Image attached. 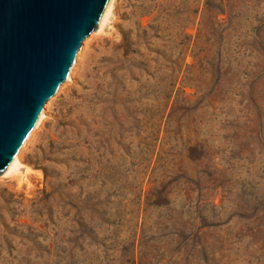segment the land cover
Wrapping results in <instances>:
<instances>
[{
    "label": "rangeland",
    "instance_id": "rangeland-1",
    "mask_svg": "<svg viewBox=\"0 0 264 264\" xmlns=\"http://www.w3.org/2000/svg\"><path fill=\"white\" fill-rule=\"evenodd\" d=\"M44 113L0 264H264V0H116Z\"/></svg>",
    "mask_w": 264,
    "mask_h": 264
},
{
    "label": "water",
    "instance_id": "water-1",
    "mask_svg": "<svg viewBox=\"0 0 264 264\" xmlns=\"http://www.w3.org/2000/svg\"><path fill=\"white\" fill-rule=\"evenodd\" d=\"M110 0H0V176L67 81Z\"/></svg>",
    "mask_w": 264,
    "mask_h": 264
},
{
    "label": "bare ground",
    "instance_id": "bare-ground-1",
    "mask_svg": "<svg viewBox=\"0 0 264 264\" xmlns=\"http://www.w3.org/2000/svg\"><path fill=\"white\" fill-rule=\"evenodd\" d=\"M115 3H116V0H110V3L106 9V12L104 13V16L100 22L99 27H98L99 32L104 30V27L106 26L110 16L113 13ZM45 117H46V115L43 111L42 115L40 116V119L38 120L36 127L40 126V124L42 123L43 119H45ZM22 156H23L22 151L18 152V154L15 156L13 162L8 166L6 171L3 173V177L12 175V176H16L20 180L25 181L27 179V171L23 170V168H25L26 166L22 162Z\"/></svg>",
    "mask_w": 264,
    "mask_h": 264
},
{
    "label": "trees",
    "instance_id": "trees-1",
    "mask_svg": "<svg viewBox=\"0 0 264 264\" xmlns=\"http://www.w3.org/2000/svg\"><path fill=\"white\" fill-rule=\"evenodd\" d=\"M224 11H222L221 9H219V11L216 13L215 17L218 18L220 14H222ZM126 49L127 51H130L131 50V46H130V43H126ZM168 107V106H167ZM172 115V114H171ZM171 115L169 117H171ZM47 175V173H46Z\"/></svg>",
    "mask_w": 264,
    "mask_h": 264
}]
</instances>
